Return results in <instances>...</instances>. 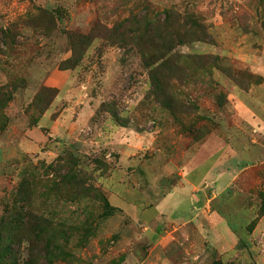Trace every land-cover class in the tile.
Masks as SVG:
<instances>
[{
	"label": "rangeland",
	"instance_id": "rangeland-1",
	"mask_svg": "<svg viewBox=\"0 0 264 264\" xmlns=\"http://www.w3.org/2000/svg\"><path fill=\"white\" fill-rule=\"evenodd\" d=\"M259 3L0 0V259L13 235L17 264H264ZM148 9L207 29L168 105Z\"/></svg>",
	"mask_w": 264,
	"mask_h": 264
},
{
	"label": "trees",
	"instance_id": "trees-1",
	"mask_svg": "<svg viewBox=\"0 0 264 264\" xmlns=\"http://www.w3.org/2000/svg\"><path fill=\"white\" fill-rule=\"evenodd\" d=\"M259 5L264 7V0H260ZM144 17L145 32L149 35L150 40H153L155 43L156 41L157 43L161 41V46H156L155 49L152 47L151 51L144 53L142 61L145 67L149 69L148 73L155 96L168 105V101L170 102V100L166 91L169 89L170 84L169 82L166 84L165 81L166 79L170 80L172 77H175L174 71H176L175 65H168V62L176 61L174 59L176 55L170 52L175 45L180 43L194 40L205 41L208 38L206 36L207 29L195 14H180L174 12L172 9H163L161 11L148 9L143 13ZM85 41L87 40L85 39ZM164 67L168 68V70H164ZM9 222L10 218L7 215L0 220V238L4 237L3 232L8 227ZM10 239L11 241L6 249L9 251V256L11 255V261L7 257L4 260L2 258L0 259V264H17L15 257L19 244L16 236L11 235ZM28 240L31 244V239ZM13 241L17 243V249L12 247L11 242Z\"/></svg>",
	"mask_w": 264,
	"mask_h": 264
}]
</instances>
